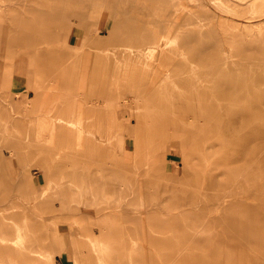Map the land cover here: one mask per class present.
<instances>
[{
	"label": "rangeland",
	"instance_id": "obj_1",
	"mask_svg": "<svg viewBox=\"0 0 264 264\" xmlns=\"http://www.w3.org/2000/svg\"><path fill=\"white\" fill-rule=\"evenodd\" d=\"M0 264H264V0H0Z\"/></svg>",
	"mask_w": 264,
	"mask_h": 264
},
{
	"label": "bare ground",
	"instance_id": "obj_2",
	"mask_svg": "<svg viewBox=\"0 0 264 264\" xmlns=\"http://www.w3.org/2000/svg\"><path fill=\"white\" fill-rule=\"evenodd\" d=\"M28 234V233H27ZM30 235V234H29ZM28 238V237H27ZM32 238V240L34 241V242H36V243H34V244H36V246L38 247V246H40V245H38L39 243H40V241H39V238L38 237H36V236H34V237H31ZM41 244V243H40ZM36 246H34V249L35 250H37L38 248L36 247ZM41 247V246H40ZM44 247V246H43ZM40 250V249H39ZM42 251H43V249H41ZM39 252H41V251H39Z\"/></svg>",
	"mask_w": 264,
	"mask_h": 264
}]
</instances>
